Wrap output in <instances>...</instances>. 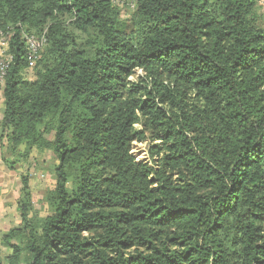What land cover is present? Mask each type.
Listing matches in <instances>:
<instances>
[{
  "label": "trees",
  "instance_id": "obj_1",
  "mask_svg": "<svg viewBox=\"0 0 264 264\" xmlns=\"http://www.w3.org/2000/svg\"><path fill=\"white\" fill-rule=\"evenodd\" d=\"M258 7L135 0L121 20L113 0H0L12 55L0 135L58 161L51 211L32 225L22 207L9 264L22 250L24 264H264ZM26 35L45 38L33 80ZM147 139L138 161L132 144Z\"/></svg>",
  "mask_w": 264,
  "mask_h": 264
},
{
  "label": "rangeland",
  "instance_id": "obj_2",
  "mask_svg": "<svg viewBox=\"0 0 264 264\" xmlns=\"http://www.w3.org/2000/svg\"><path fill=\"white\" fill-rule=\"evenodd\" d=\"M119 10V18L127 19L131 14L135 0H113ZM258 23L264 28V7H258ZM7 33L0 30V43L8 41ZM35 64H29L22 72V77L27 80L35 78ZM144 76L140 69L135 70L129 77L131 81H138ZM3 93L0 85V121L3 112ZM0 130V134H1ZM155 141L153 143H158ZM150 140L144 142H133L132 153L138 161H148ZM13 147L6 143L5 136L0 135V259L2 264H9V257L13 254L11 244H23L25 238V221L21 216L24 205L29 208L27 223L38 221L50 213L47 202V193L54 187V166L57 164L55 154L49 149L32 148L26 157L22 154L26 151L25 144ZM23 179L27 184V196L21 191ZM11 230L21 232L18 236L6 239ZM25 251L22 250L18 264H24Z\"/></svg>",
  "mask_w": 264,
  "mask_h": 264
},
{
  "label": "built area",
  "instance_id": "obj_3",
  "mask_svg": "<svg viewBox=\"0 0 264 264\" xmlns=\"http://www.w3.org/2000/svg\"><path fill=\"white\" fill-rule=\"evenodd\" d=\"M259 7H264V0H256ZM26 45V54L29 64L34 63L37 58L38 52L45 46L44 35L36 37L35 35H26L24 37ZM6 45L0 43V84L3 83L9 63L12 60V55L6 53Z\"/></svg>",
  "mask_w": 264,
  "mask_h": 264
}]
</instances>
